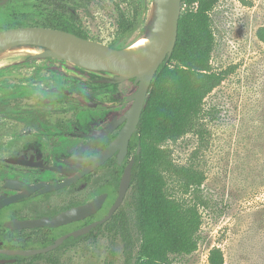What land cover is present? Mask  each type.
<instances>
[{
    "label": "rangeland",
    "instance_id": "obj_1",
    "mask_svg": "<svg viewBox=\"0 0 264 264\" xmlns=\"http://www.w3.org/2000/svg\"><path fill=\"white\" fill-rule=\"evenodd\" d=\"M23 1L1 5L0 15L12 13L13 5ZM61 1L66 9L39 5L45 1L36 0L42 13L19 14V18L29 26H43L49 24L52 15H61L87 38L116 48L130 46L155 26V0ZM122 14L129 21L128 30L119 26ZM211 20L215 38L211 64L227 74L205 97L197 126L162 145L174 167L202 175L200 190L195 193L186 176L166 173L169 194L190 202L196 200V194L203 201L198 204L201 224L197 248L170 258L172 264H209L211 249L219 248L223 264H264V42L256 35L264 26V0H219ZM5 24L0 19V28ZM17 48L0 50V99L10 92L27 90L22 84L27 79L25 62L33 58L18 53ZM40 60L45 66L61 64L53 57ZM43 81L47 100L59 95L60 77L46 72ZM6 123L0 115V124ZM128 217L134 238L130 214ZM108 261L124 264L119 235L104 230L95 238H79L72 243V264Z\"/></svg>",
    "mask_w": 264,
    "mask_h": 264
},
{
    "label": "flooded vegetation",
    "instance_id": "obj_2",
    "mask_svg": "<svg viewBox=\"0 0 264 264\" xmlns=\"http://www.w3.org/2000/svg\"><path fill=\"white\" fill-rule=\"evenodd\" d=\"M41 1L45 3L39 5L66 9L61 0ZM11 2L5 0L0 6ZM22 4H14L12 13L3 15L21 21L19 14L42 13L36 0ZM57 23H61L58 29L71 32L72 21L61 15H52L43 26L56 28ZM9 27L17 26L0 30ZM32 58L25 62L27 79L22 84L27 90L0 99V115L7 122L0 124V264H72V238L79 239L108 221L128 191L109 219L72 236V231L106 215L130 162L132 174L141 152V113L126 141L121 132L138 82L134 77L119 80L115 74L63 59H59L61 64L45 66L40 59L49 57ZM46 72L60 77L62 83L59 95L53 94L50 100L44 91ZM108 150L93 168L98 156ZM97 197L101 204L94 212L72 220V207ZM59 239L55 247L40 251Z\"/></svg>",
    "mask_w": 264,
    "mask_h": 264
},
{
    "label": "trees",
    "instance_id": "obj_3",
    "mask_svg": "<svg viewBox=\"0 0 264 264\" xmlns=\"http://www.w3.org/2000/svg\"><path fill=\"white\" fill-rule=\"evenodd\" d=\"M218 2L181 0L173 51L157 68L145 96L138 124L141 152L133 164L130 186L122 205L128 210L121 206L108 221L79 237L95 238L104 230L113 236L119 235L123 241L124 264H172L171 255L190 254L197 248L201 224L198 204L203 201L196 194L193 202L169 194L165 177L166 173H180L197 193L202 175L174 167L160 144L176 140L197 126L205 97L227 74V71L213 69L211 64L215 45L211 11ZM120 16L119 26L128 30L127 17ZM0 19L6 23L5 27L23 25L5 15H0ZM53 26L58 28L61 23ZM63 28L67 29V26ZM70 31L87 38L73 26ZM256 35L264 42V26L257 29ZM76 240L72 238V242ZM208 262L223 264L219 248L211 249Z\"/></svg>",
    "mask_w": 264,
    "mask_h": 264
},
{
    "label": "water",
    "instance_id": "obj_4",
    "mask_svg": "<svg viewBox=\"0 0 264 264\" xmlns=\"http://www.w3.org/2000/svg\"><path fill=\"white\" fill-rule=\"evenodd\" d=\"M155 1L157 3L155 26L147 36H144L148 38L149 42L141 48H116L58 28L17 26L0 30V50L7 47H38L40 51L36 54H31V57H53L67 60L86 69L115 74L119 80L134 77L135 82H138V88L130 99L135 98V101L127 113L128 122L121 132V139L126 141L138 122L151 80L159 65L170 57L177 38L178 21L182 10L181 0ZM4 2L5 0H2L0 4ZM109 151L98 156V161L92 167H96L106 158ZM130 179L131 162L126 166L122 174L117 198L106 215L97 221L72 231V236L76 237L87 233L92 227L109 219L122 202L129 188ZM56 186L48 185V188ZM100 204L101 197H97L84 204L72 207V220L91 214ZM60 241L61 239L40 249V251L51 249L59 244Z\"/></svg>",
    "mask_w": 264,
    "mask_h": 264
},
{
    "label": "bare ground",
    "instance_id": "obj_5",
    "mask_svg": "<svg viewBox=\"0 0 264 264\" xmlns=\"http://www.w3.org/2000/svg\"><path fill=\"white\" fill-rule=\"evenodd\" d=\"M149 42L148 38L146 37H140L139 39H137L133 44H131L130 46H128V49H137V48H141L145 45H147ZM18 53H25V54H36L40 51V49L38 47H29V46H22V47H18L17 49ZM20 57V56H19ZM4 67V66H2Z\"/></svg>",
    "mask_w": 264,
    "mask_h": 264
}]
</instances>
